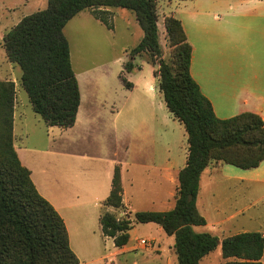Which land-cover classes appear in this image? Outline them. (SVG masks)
Segmentation results:
<instances>
[{"label": "trees", "instance_id": "16d2710c", "mask_svg": "<svg viewBox=\"0 0 264 264\" xmlns=\"http://www.w3.org/2000/svg\"><path fill=\"white\" fill-rule=\"evenodd\" d=\"M116 8L133 12L143 32L138 45L129 52L124 71L132 72L136 57L146 56L157 66L153 75L165 107L183 125L188 143L185 166L177 175L174 207L166 212H136L133 221L156 224L166 236L173 237L176 264H200L218 247L224 264H262L264 233H240L219 240L208 233H196L193 227L206 223L195 204L201 174L217 164L241 170L260 166L264 162V122L252 113L224 120L215 116L211 103L190 75L192 49L173 14L163 21L170 49L169 59L163 58L156 0H47L45 9L23 17L2 40L7 58L21 69V86L32 111L48 127L74 125L80 91L64 27L88 10L110 30L111 10ZM121 80L130 89L131 84L124 77ZM14 104V83L0 81V264H79L64 221L38 193L30 171L14 149ZM101 206L102 235L111 238L116 248L125 246L132 221L129 213L119 216L124 206L118 165Z\"/></svg>", "mask_w": 264, "mask_h": 264}, {"label": "rangeland", "instance_id": "374dc122", "mask_svg": "<svg viewBox=\"0 0 264 264\" xmlns=\"http://www.w3.org/2000/svg\"><path fill=\"white\" fill-rule=\"evenodd\" d=\"M188 1L156 0L159 42L165 60L169 59L170 49L164 18L176 14V10H186ZM219 1L223 9L229 10L228 7L238 0ZM46 6L47 0H0V81H12L15 86L13 145L16 153L25 164L30 163L40 190L47 179L59 190V174L65 170L63 162L53 152H42L59 144V127L49 128L32 111L21 86V69L7 58L2 40L23 17ZM111 11L113 27L110 30L88 10L72 18L63 30L80 91L77 124L71 136L78 140L79 151L94 154V166L101 172L107 167L111 174L115 164L120 165L123 199L127 207L128 202L133 204L129 210L132 228L128 232L127 247L130 252L110 255L117 249L111 239L102 235L99 225L101 201H94V208H89L94 212L91 230H84L81 237L71 238V247L79 264H176L175 256L167 251L173 244L169 237L156 224L134 222L133 215L140 211L162 212L168 208L164 197L171 187L159 169L166 163L173 169L183 166L187 136L183 125L165 107L158 80L153 75L157 66L143 56L135 58L132 72L124 71V65L130 59L129 52L138 45L143 32L133 12L120 8ZM121 77L131 84L130 89ZM29 149L41 151L31 153ZM147 154L154 155V168L142 166ZM119 216L124 217L123 214ZM141 239L148 241L149 246H141ZM218 253L219 249L204 257L200 264H219Z\"/></svg>", "mask_w": 264, "mask_h": 264}, {"label": "crops", "instance_id": "0c3cea01", "mask_svg": "<svg viewBox=\"0 0 264 264\" xmlns=\"http://www.w3.org/2000/svg\"><path fill=\"white\" fill-rule=\"evenodd\" d=\"M186 4V10H176L178 16L174 15L180 20L192 49L190 75L211 103L215 116L224 120L252 113L264 122V0H238L228 7L229 10L223 9L219 0H189ZM76 124L77 115L72 127L58 129L59 144L42 151L53 152L63 162L65 170L59 174V190L49 179L40 190L30 163L25 164L17 154L21 164L30 171L38 193L64 221L72 251L71 238L81 237L84 230L92 228L94 212L89 208H94V201L102 203L109 195L115 167L111 174L107 167L101 172L99 167L94 166V154L78 150V140L71 136ZM28 151L36 153L41 150ZM185 163L186 158L182 167ZM142 164L144 168H154V155H144ZM182 167L173 169L166 163L159 169L171 187L164 197L168 208L162 212L174 207L177 175ZM205 171L208 173L205 174ZM120 176L124 206V212L120 214L124 215L129 213L133 204L128 202V207L125 205L121 171ZM195 204L206 222L203 226L193 227L196 233H208L219 240L240 233L263 234L264 162L253 170L220 164L207 168L200 176ZM106 211L114 212L112 208ZM169 242H173V237H169ZM116 249L110 255L130 252L127 244ZM218 249L219 264H224L226 260L222 258L220 248L214 252ZM167 251L174 255L172 246ZM261 262L264 264V253Z\"/></svg>", "mask_w": 264, "mask_h": 264}, {"label": "built area", "instance_id": "2783aa9c", "mask_svg": "<svg viewBox=\"0 0 264 264\" xmlns=\"http://www.w3.org/2000/svg\"><path fill=\"white\" fill-rule=\"evenodd\" d=\"M139 244H140L141 246H149L148 241L143 240V239L139 240Z\"/></svg>", "mask_w": 264, "mask_h": 264}]
</instances>
